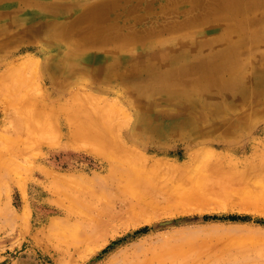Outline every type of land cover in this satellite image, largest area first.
<instances>
[{"label":"rangeland","instance_id":"1","mask_svg":"<svg viewBox=\"0 0 264 264\" xmlns=\"http://www.w3.org/2000/svg\"><path fill=\"white\" fill-rule=\"evenodd\" d=\"M236 5L0 0V264H264V0ZM220 28L234 29L231 47L145 65L163 44L214 42ZM212 59L219 79L243 75V93L198 87L194 70ZM212 151L218 167L201 162ZM60 218L88 240L55 242Z\"/></svg>","mask_w":264,"mask_h":264},{"label":"bare ground","instance_id":"2","mask_svg":"<svg viewBox=\"0 0 264 264\" xmlns=\"http://www.w3.org/2000/svg\"><path fill=\"white\" fill-rule=\"evenodd\" d=\"M243 1V0H242ZM244 1H248V0H244ZM238 2V0H227V3H228V5H231L232 6V8L233 9H235L236 7H237V5H236V3ZM89 14V13H88ZM89 18H91V16L89 17ZM59 26H60V23L58 24ZM57 25V26H58ZM55 29H56V26L54 27ZM59 32V31H58ZM95 32V31H94ZM195 33H197V32H195ZM201 33L202 32H199V33H197V34H195V35H193V36H191V42L187 45V44H185V45H183V43H178L177 44V46H175V47H170V46H168V45H166V44H163L162 45V47H160V49L161 50H163V51H161L160 53L161 54H159V52H156L154 55H152L151 56V54H149V56L146 58V63H145V65L147 66V67H150V68H156V66L157 65H164V64H167V63H169V62H171L172 60H173V58L175 57V56H177V55H180L181 53H183V52H189V53H195V52H201V51H205V50H208L209 48H210V46H211V44L212 43H215V42H223V44H226L227 43V45L229 46V47H231L228 43H229V41H230V39H233V37H234V29L233 28H228V29H224V28H220V29H215L214 31H213V34H214V38L216 39L214 42H206L205 41V39H204V37H202V35H201ZM188 37L190 36V34L189 35H187ZM118 51V53H120V51H119V48H117V47H114V48H111L110 49V51ZM108 55V54H107ZM110 55V54H109ZM112 55H118V54H116V53H113ZM168 56V57H167ZM172 56V57H171ZM159 57H162V58H159ZM121 58V57H120ZM116 58V59H119V61H121V64L122 65H135V66H133V68H137V63H136V59L134 58V57H131V58ZM229 59H231V58H229ZM107 58L106 59H99V62H98V64L102 67V65H105L106 63H107ZM212 61H214V59H212L210 62H204L203 64H201V67L202 68H205V70L202 72L201 70H194V74H195V76L197 75V84H198V87L200 86L199 84H202V85H204L205 83H207L208 84V82H210V81H215L217 84H219V85H221V86H224L225 87V90H228L229 91V93L231 94V95H233V96H235V95H237V94H239V93H243L244 92V88H243V86H242V80H243V75L241 74V75H239V73L238 72H236V71H232V73L227 77V78H222V79H219V74H217L219 71H217L218 70V67H214L213 65H210V64H220L221 65V63L220 62H212ZM225 61V60H224ZM228 61V60H227ZM221 62H223L222 60H221ZM233 62H234V60H233ZM107 64H109V63H107ZM106 64V65H107ZM140 64V63H139ZM108 66V65H107ZM140 66V65H139ZM231 66V65H230ZM229 68V67H228ZM36 69H37V67H36ZM75 69V67L73 68L72 67V65L70 66V67H68V72H71V71H73ZM188 70V69H187ZM37 71H38V69H37ZM239 71V70H238ZM187 72V71H186ZM231 72V71H230ZM229 72V73H230ZM181 73V72H180ZM185 73V72H184ZM228 75V74H227ZM187 77V76H186ZM173 78V77H172ZM182 78V77H181ZM178 79V78H177ZM188 95H189V97H191L190 96V94L188 93ZM78 99V97H73V101H72V104H74V105H76V101H78L77 100ZM107 116V115H106ZM105 118V117H104ZM75 122H77V117L74 119V118H70L69 120L67 119V123H68V125H69V128H70V130H71V132H76V126H75ZM107 122V121H106ZM221 131V130H220ZM219 131V132H220ZM217 133V132H216ZM224 133V132H223ZM227 134V133H226ZM230 134V133H229ZM195 136V135H194ZM222 141V140H221ZM120 142H118L117 143V150L119 151V152H123L124 150H126V149H128V148H130L131 146L132 147H134L132 144L130 145V146H124V145H122V144H119ZM214 143H216V142H214ZM222 144V143H221ZM226 144V143H225ZM223 145V144H222ZM225 146H227V145H225ZM217 147H218V145H217ZM223 147H224V145H223ZM231 149V148H230ZM144 150H146V147L144 148ZM4 151H5V149H4ZM3 151V148H1V146H0V163H1V161H3V158H4V156H5V152ZM221 151V150H220ZM205 152V151H204ZM203 152V153H204ZM222 152V151H221ZM228 152V151H227ZM209 153V152H208ZM206 154V155H202V160H201V162L202 163H204L203 165L204 166H212V167H218V165H220V163H222L223 162V160L225 159V157H223L221 154H219V153H215V152H210L209 154ZM110 156L112 155V154H109ZM207 155H209L208 157H206ZM113 157V156H112ZM6 158V157H5ZM153 158V157H152ZM144 161H143V167H151L152 166V164H154V160H152L151 159V157L149 158V157H145L144 156ZM142 159V160H143ZM211 159V160H210ZM9 160V159H8ZM244 160V159H243ZM5 162V161H4ZM244 162V161H243ZM245 162H246V160H245ZM8 163V162H7ZM242 163V162H241ZM9 164V163H8ZM15 164V163H14ZM13 164V165H14ZM155 164H156V162H155ZM236 164H237V162H236ZM249 164V163H248ZM202 165V164H201ZM202 165V166H203ZM9 167H10V164L8 165ZM12 166V165H11ZM9 167H6L7 169H9ZM15 167H16V165H15ZM18 167V166H17ZM3 169H4V166L2 167ZM13 167H10V169L9 170H13L14 171V169H12ZM6 171V170H5ZM3 171H0V176H2V174L4 175V173H2ZM6 173V172H5ZM7 173H9L8 172V170H7ZM14 173H16L17 174V170L14 172ZM13 173V174H14ZM33 173V172H32ZM196 173V172H195ZM10 174H11V172H10ZM43 174H46L47 175V173L45 172V173H43ZM6 175V174H5ZM19 175H20V173H19ZM22 175V174H21ZM21 175L19 176L20 178H22L21 177ZM24 175V174H23ZM188 175V174H187ZM16 176V175H15ZM50 176H52V177H57V175H55V176H53L51 173H50ZM17 177V176H16ZM145 177H147V175L145 176ZM24 179H25V177H24ZM145 180V178H143L142 177V180ZM80 180H82V178L80 179ZM17 181V180H16ZM19 181H21V180H19ZM25 181V180H24ZM145 181H147V179L145 180ZM22 182V181H21ZM20 182V188H21V196H22V199H24L25 198V196H26V193H27V190H28V188H27V183H26V181L25 182H22L21 183ZM19 183V182H18ZM9 183H7V185H6V183H5V185H2L1 187H0V192L3 194V199H2V201L1 202H3V201H5V199H6V201L9 199ZM68 195V194H67ZM67 195H65V197H64V199H67L68 201H69V203H71V201H72V199L74 198H70L69 196H67ZM80 196V195H79ZM166 198V197H165ZM64 199H63V201H64ZM75 199V198H74ZM73 199V200H74ZM66 200V201H67ZM166 200V199H165ZM4 202L5 204H8L7 202ZM68 201H67V203H64V205H68L69 203H68ZM169 201V200H168ZM59 203V202H58ZM62 203V202H61ZM60 203V205H58V207H56L54 210H55V212H57V213H64V217L63 218H67L68 217V215H70L69 213H68V211L65 209V207L66 206H64L63 205V203L61 204ZM71 205V204H70ZM74 206V205H73ZM69 207V206H68ZM72 207V206H71ZM77 208V207H76ZM75 208V206L74 207H72V208H70L69 210H70V212L72 213V214H75L76 212H77V209ZM68 209V208H67ZM54 212V211H53ZM78 212H79V209H78ZM12 213V212H11ZM14 214V213H13ZM26 214V213H25ZM71 214V215H72ZM22 215V214H21ZM11 216H14V215H11ZM15 217H19L18 215L16 216V214H15ZM25 217V216H24ZM27 218V217H26ZM61 219V218H60ZM65 220V219H64ZM59 221V220H58ZM57 220L55 221V223H54V226H55V228L53 227H51L52 229V231H53V229H57V231H54V233H55V235H56V239H54L55 240V242H59L60 243V241H62L63 242V244H65V246L67 245L68 246V244H70V243H74V245H77L76 244V242H78L79 240H81V241H83V240H85V239H87L88 240V238H86L89 234H85V233H83L84 232V230H83V228L81 229V225H79L81 222H79L78 224L77 223H73V226H71V225H68L67 224V226L65 227V225H66V223L65 224H61V221H62V223H63V220L61 219L59 222H58ZM66 221V220H65ZM78 221V220H77ZM76 221V222H77ZM67 222V221H66ZM53 223V222H52ZM72 224V223H71ZM69 226V227H68ZM81 226V227H80ZM59 227V228H58ZM83 230V231H82ZM48 232H50L51 233V231L49 230ZM83 236L85 237V238H83ZM89 237V236H88ZM58 240V241H57ZM67 241V242H66ZM65 242V243H64ZM69 242V243H68ZM54 243V242H53ZM66 243H68V244H66ZM54 244H56V243H54ZM53 244V245H54ZM57 245V244H56ZM72 246H73V244H71ZM70 246V245H69ZM74 247V246H73ZM56 248V247H55ZM59 248V247H58ZM67 248H69V247H67ZM60 249V248H59ZM64 251V250H63ZM66 251V250H65ZM64 253V252H63ZM67 253V252H66ZM129 258V256L127 257V258H125V259H128ZM113 259V258H112ZM135 259V258H134ZM134 259H132V260H134ZM138 259V258H137ZM60 260V259H59ZM146 260V259H145ZM84 261V260H83ZM121 261V260H120ZM138 261V260H137ZM55 263V262H54ZM113 263V262H112ZM122 264H141V262L139 263V261L138 262H136V261H131V258H129V260L128 261H125V262H121ZM120 263V264H121ZM109 264H110V262H109ZM117 264V263H116ZM143 264H144V262H143Z\"/></svg>","mask_w":264,"mask_h":264}]
</instances>
